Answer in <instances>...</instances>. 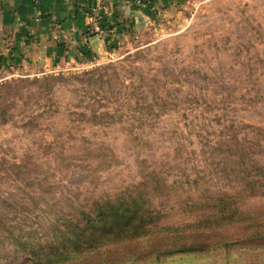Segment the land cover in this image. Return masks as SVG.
Segmentation results:
<instances>
[{
  "label": "rangeland",
  "instance_id": "1",
  "mask_svg": "<svg viewBox=\"0 0 264 264\" xmlns=\"http://www.w3.org/2000/svg\"><path fill=\"white\" fill-rule=\"evenodd\" d=\"M178 11L93 62L0 75V264L32 263L19 228L41 251L57 214L135 189L169 221L201 217L193 199L237 191L264 165V0ZM218 230L210 239L233 246L155 260L138 239L64 264H264V238L247 239L264 219Z\"/></svg>",
  "mask_w": 264,
  "mask_h": 264
},
{
  "label": "trees",
  "instance_id": "2",
  "mask_svg": "<svg viewBox=\"0 0 264 264\" xmlns=\"http://www.w3.org/2000/svg\"><path fill=\"white\" fill-rule=\"evenodd\" d=\"M105 21L101 17V27L105 26ZM252 167V172H244V183L239 190L193 199L187 205L189 211L198 210L203 215L201 217L184 219L188 215L185 214L180 220L169 221L162 205L149 204V200L135 189L94 200L87 209L78 207L74 213L57 214L50 223L47 239L41 243L44 246L41 251H36L34 245L29 246L30 238L37 237L34 231L19 228L12 234V239L28 247L31 264L86 260L97 250L138 239H149L150 255L155 260L226 249L233 246L235 240L220 238L213 242L209 236L214 231L245 220L264 219V205L251 210L240 208L248 197H264V165L256 163ZM256 231L247 239L264 238L263 230ZM156 240L160 244H156ZM127 259H136V256Z\"/></svg>",
  "mask_w": 264,
  "mask_h": 264
},
{
  "label": "crops",
  "instance_id": "3",
  "mask_svg": "<svg viewBox=\"0 0 264 264\" xmlns=\"http://www.w3.org/2000/svg\"><path fill=\"white\" fill-rule=\"evenodd\" d=\"M182 1L104 0L106 10L99 14L105 33H100L93 30L94 0H0V75L93 62L143 23L176 16Z\"/></svg>",
  "mask_w": 264,
  "mask_h": 264
},
{
  "label": "built area",
  "instance_id": "4",
  "mask_svg": "<svg viewBox=\"0 0 264 264\" xmlns=\"http://www.w3.org/2000/svg\"><path fill=\"white\" fill-rule=\"evenodd\" d=\"M105 10H106V5L104 3V0H94V4H93V6L90 9L91 14L93 16V20H97L98 19V21H94V25H93V30L94 31H97V32H100V33L105 31L104 28L101 27L100 23H98L99 20L101 19L99 13L101 11H105ZM97 16H98V18H95Z\"/></svg>",
  "mask_w": 264,
  "mask_h": 264
}]
</instances>
